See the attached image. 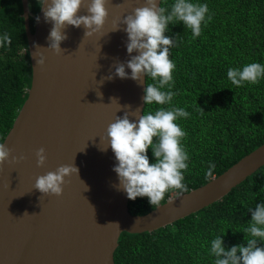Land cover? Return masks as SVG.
<instances>
[{
    "label": "water",
    "instance_id": "water-1",
    "mask_svg": "<svg viewBox=\"0 0 264 264\" xmlns=\"http://www.w3.org/2000/svg\"><path fill=\"white\" fill-rule=\"evenodd\" d=\"M21 4L32 76L2 141L24 159L0 166V264H116L121 232L153 231L190 215L264 164L263 143L203 185L174 194L145 214L131 213L113 171L115 155L110 147L101 150L107 147L101 138L116 115L137 108L143 114L146 77L141 83L106 77L114 74L116 63L130 59L121 21L144 0H107L103 28L84 36L83 25L68 26L60 54L46 48L52 24L45 22L41 6L31 29L28 0ZM35 51L43 52V66L36 63ZM125 70L130 76L131 69ZM41 147L47 159L37 166L35 152ZM72 163L78 175L65 178L62 195L42 196L34 188L38 176Z\"/></svg>",
    "mask_w": 264,
    "mask_h": 264
},
{
    "label": "trees",
    "instance_id": "trees-1",
    "mask_svg": "<svg viewBox=\"0 0 264 264\" xmlns=\"http://www.w3.org/2000/svg\"><path fill=\"white\" fill-rule=\"evenodd\" d=\"M37 13L41 0H31ZM206 3L212 20L202 25L199 37L183 23L169 25L174 38L169 58L176 95L171 105L190 113L177 123L187 135L188 152L183 172L188 191L203 185L264 143V78L259 83L235 86L227 77L231 67L251 62L264 64V0H192ZM170 8L174 0H161ZM21 0H0V36L8 33L11 45L0 47V143L12 126L30 86L32 69L27 47ZM31 20V19H30ZM147 83H155L146 77ZM167 90V89H166ZM160 105H144L155 111ZM203 109V111H202ZM150 162H155L151 148ZM215 164L210 176L206 172ZM178 189H169L160 202ZM264 203V164L219 200L153 231L121 232L113 253L116 264H215L211 240L222 234L226 248L245 244L242 230L251 220L249 208ZM147 197L128 199L133 214L153 209ZM264 246V242H261Z\"/></svg>",
    "mask_w": 264,
    "mask_h": 264
},
{
    "label": "clouds",
    "instance_id": "clouds-1",
    "mask_svg": "<svg viewBox=\"0 0 264 264\" xmlns=\"http://www.w3.org/2000/svg\"><path fill=\"white\" fill-rule=\"evenodd\" d=\"M106 3L107 0H42L40 6L44 20L52 24L46 48L56 54L64 51L60 45L68 38L64 31L68 26L79 28L83 25L84 36L99 32L109 14ZM81 8H85L87 14H79ZM36 20L39 22L40 17L37 16ZM211 20L206 3L174 0L170 8H166L161 6L160 0H144L143 6L136 7L121 21L126 25V49L130 59L116 63L114 74H109L106 79H112L114 75L141 83L142 76L151 77L155 83L146 84L142 99L144 105H160L155 111H143V114L137 108L131 112L125 111L122 117L116 115L101 138L107 143V147L101 150L107 151L110 147L115 155L117 163L113 171L118 177V188L126 192L130 200L147 197L153 207L160 204L169 189L188 191L187 185L182 182L189 159L182 144L187 133L177 121L179 118L189 117L190 113L181 107H163L166 104L171 105L176 95L171 91L174 86L175 63L169 58V49L174 45V38L165 33L170 24L180 22L191 30L192 38L195 39L201 35L202 25L206 26ZM11 42L8 33L0 36V47L10 46ZM35 47L36 50L42 48L39 45ZM133 52L138 54L132 55ZM33 56L39 57L37 64L44 65L43 52L35 51ZM126 68L131 69L130 76ZM227 77L238 87L246 82L257 84L264 78V64L251 62L242 67H231L227 71ZM130 116L135 119H130ZM149 148L155 157L154 163L150 162ZM13 151L5 143H0V166L5 161L18 163L24 159L23 155H12ZM35 156L37 166H43L47 159L45 149L41 147L36 150ZM214 168L215 164H210L206 176H210ZM78 171L74 163L62 164L55 171L38 176L34 188L42 196H60L63 185L67 182L65 178L73 173L78 175ZM248 210L251 212V220L242 230L246 245L241 243L226 248L222 236L226 231L216 235L210 246V255L216 258L215 264H264V246L261 245L264 242V203H258L254 210Z\"/></svg>",
    "mask_w": 264,
    "mask_h": 264
},
{
    "label": "flooded vegetation",
    "instance_id": "flooded-vegetation-1",
    "mask_svg": "<svg viewBox=\"0 0 264 264\" xmlns=\"http://www.w3.org/2000/svg\"><path fill=\"white\" fill-rule=\"evenodd\" d=\"M30 3H33V1L28 0V6H29V12H30V15H29L30 28L33 29L34 24H35L34 21H35V17L37 16V13L32 12Z\"/></svg>",
    "mask_w": 264,
    "mask_h": 264
}]
</instances>
